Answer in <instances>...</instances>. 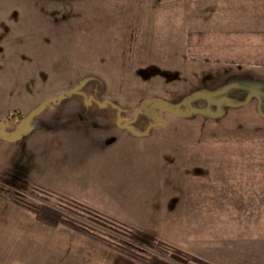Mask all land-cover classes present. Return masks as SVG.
Wrapping results in <instances>:
<instances>
[{"label":"rangeland","instance_id":"rangeland-1","mask_svg":"<svg viewBox=\"0 0 264 264\" xmlns=\"http://www.w3.org/2000/svg\"><path fill=\"white\" fill-rule=\"evenodd\" d=\"M241 1L240 30L215 18L189 34L180 18L154 33L160 20L139 17L138 0H0L1 264H56L47 232L97 240L81 236L83 264H264V0ZM32 138L65 148L48 151L50 174L65 173L73 148L89 160L104 139L128 141L122 160L94 171L153 189L147 222L41 185ZM33 207L81 229L39 225Z\"/></svg>","mask_w":264,"mask_h":264},{"label":"crops","instance_id":"crops-1","mask_svg":"<svg viewBox=\"0 0 264 264\" xmlns=\"http://www.w3.org/2000/svg\"><path fill=\"white\" fill-rule=\"evenodd\" d=\"M138 1L140 4L139 6L143 9L142 11H138L139 17L147 18L146 16H148V18H156L160 20L159 22L157 21V23H154V33H159L161 30L166 29L167 25L171 26L173 24L171 20L178 18L188 20L184 25L189 34L206 32L204 26L207 25H203L201 22L195 23L197 20L201 21L205 19L219 18L223 19V22L227 23L229 26L230 24H233L232 27L236 29L238 28V30H240L241 27L240 18L243 10L241 0ZM89 134L90 133H88V135ZM143 134L145 133L135 132V135L138 136ZM32 139L33 140L30 141V147L35 148L37 155L40 157L41 177H39V180L41 181V185L47 187V189L71 198L89 208L97 211L99 210L101 213L119 219L132 227H138L145 224L147 222V217L153 213L152 209L145 206L147 194L152 195V193H155L152 188V190H139V182L129 181L127 179L124 180L123 178L126 177L122 171L117 177L118 179H108L104 176L103 172V174H101L100 172L98 173L94 171L95 165L100 168H112V166H115L114 164L116 160H122L126 154L125 150L128 148V141L116 139L111 140L113 142L107 143L109 140L106 141L104 139L106 144L103 149L88 147L87 151L92 156L89 160L74 157L71 152H74L76 149L73 148L69 153L65 152L66 158L62 166V169L65 168V173L54 174L51 172L50 174V169L48 167L49 160L46 159L49 157L48 151L52 154L54 150L61 156V154H64L65 148L54 149V146H49L51 149H48L43 145L40 146L39 143L36 144L35 138ZM139 141H141V139H135L132 143H138ZM94 157L96 162L93 164ZM62 162L63 159L61 163ZM126 174L129 175L128 171ZM100 175H102L103 178H99ZM132 191L133 194L128 197V194ZM135 216H138L139 219H135ZM37 223L42 225L39 220H37ZM35 226H37V224ZM46 226L47 228H57V226ZM162 233L163 236L164 234H167V232L165 233L164 231H162ZM50 236V233L47 232L45 236H42L39 239L43 240V243H51L52 246H54V243L58 244L57 252L52 251V255L49 256L50 259L57 260L56 264H83L82 261L87 259V257L83 256V253L86 252H83L81 249V236L95 241V239L88 235L76 236L74 234L73 237H71L73 238L71 240H65L67 239L65 235H61L62 237H59V235L58 238H50ZM68 237V239H70V236ZM95 242H97V240ZM46 247L49 246H45V248ZM3 258L4 256L0 255V264L2 263L1 260ZM10 258L12 259L11 256ZM14 263L17 264L14 260L8 262V264ZM84 263L88 264L87 261Z\"/></svg>","mask_w":264,"mask_h":264},{"label":"trees","instance_id":"trees-1","mask_svg":"<svg viewBox=\"0 0 264 264\" xmlns=\"http://www.w3.org/2000/svg\"><path fill=\"white\" fill-rule=\"evenodd\" d=\"M45 208H40V207H33L32 208L33 211L36 213V215L38 217V220L40 222L45 223V224L50 225V226H53V227L62 223V224L69 225L70 227H72V228H74L76 230L77 229H81V228L77 227L78 225L75 222H73V221H71L69 219L66 220L65 218H63L64 216H62V219H59L58 217L60 215L58 213H56V211H53V210H51L49 208H47V209H45ZM85 234H88V233L85 232ZM133 235L135 237L137 236L136 238H138V240L142 241L143 244H146V245H150L151 244L152 245L153 243H157L152 238L147 237L144 234L134 233ZM88 236H89V234H88ZM90 237H92V236H90ZM162 263L166 264V263L161 262V261L159 262V260H157V259H154V260H151V262L149 264H162Z\"/></svg>","mask_w":264,"mask_h":264},{"label":"water","instance_id":"water-1","mask_svg":"<svg viewBox=\"0 0 264 264\" xmlns=\"http://www.w3.org/2000/svg\"><path fill=\"white\" fill-rule=\"evenodd\" d=\"M45 103L41 105V107L44 106ZM151 106L154 108H159L160 110L164 112H171L174 113L177 110V107H174L172 105L167 104L163 99H156L151 102Z\"/></svg>","mask_w":264,"mask_h":264}]
</instances>
